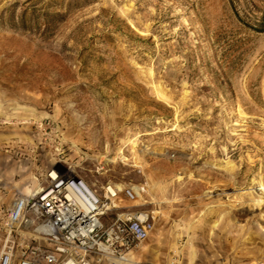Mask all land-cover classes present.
Instances as JSON below:
<instances>
[{"label":"rangeland","instance_id":"obj_1","mask_svg":"<svg viewBox=\"0 0 264 264\" xmlns=\"http://www.w3.org/2000/svg\"><path fill=\"white\" fill-rule=\"evenodd\" d=\"M262 14L264 0H0V206L55 165L97 191L146 187L119 201L156 216L141 262H264Z\"/></svg>","mask_w":264,"mask_h":264},{"label":"built area","instance_id":"obj_2","mask_svg":"<svg viewBox=\"0 0 264 264\" xmlns=\"http://www.w3.org/2000/svg\"><path fill=\"white\" fill-rule=\"evenodd\" d=\"M146 192L142 184L114 183L97 191L53 165L37 189L0 206V264H146L136 253L153 233L156 216L119 205L123 197L135 201ZM165 264H181L180 254Z\"/></svg>","mask_w":264,"mask_h":264},{"label":"crops","instance_id":"obj_3","mask_svg":"<svg viewBox=\"0 0 264 264\" xmlns=\"http://www.w3.org/2000/svg\"><path fill=\"white\" fill-rule=\"evenodd\" d=\"M42 179V178H41ZM168 235V234H167ZM173 235H174V238H176V239H180V238H182V237H186V235H187V233L186 232H182V233H173ZM195 235H198V234H196L195 233ZM0 241H1V235H0ZM178 254H180V253H178ZM171 257V256H170ZM180 258H181V256H180ZM168 261V260H167ZM192 262H200V263H202V260H199L198 258H196L195 256L193 257V258H191V259H189V260H186V261H183V259L181 258V264H191ZM203 264V263H202Z\"/></svg>","mask_w":264,"mask_h":264},{"label":"trees","instance_id":"obj_4","mask_svg":"<svg viewBox=\"0 0 264 264\" xmlns=\"http://www.w3.org/2000/svg\"><path fill=\"white\" fill-rule=\"evenodd\" d=\"M252 27H254L257 31H264V14H262L261 18L257 22H254Z\"/></svg>","mask_w":264,"mask_h":264},{"label":"bare ground","instance_id":"obj_5","mask_svg":"<svg viewBox=\"0 0 264 264\" xmlns=\"http://www.w3.org/2000/svg\"><path fill=\"white\" fill-rule=\"evenodd\" d=\"M262 188H264V187H262ZM250 196H251V195H250ZM252 196H253V195H252ZM252 196H251V197H252Z\"/></svg>","mask_w":264,"mask_h":264}]
</instances>
